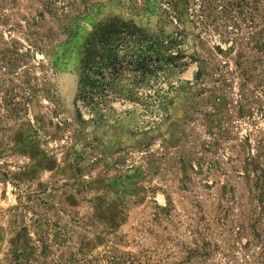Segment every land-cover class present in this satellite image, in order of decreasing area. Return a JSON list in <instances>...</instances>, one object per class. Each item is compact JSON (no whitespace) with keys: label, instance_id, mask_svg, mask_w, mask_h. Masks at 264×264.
I'll use <instances>...</instances> for the list:
<instances>
[{"label":"rangeland","instance_id":"obj_1","mask_svg":"<svg viewBox=\"0 0 264 264\" xmlns=\"http://www.w3.org/2000/svg\"><path fill=\"white\" fill-rule=\"evenodd\" d=\"M169 1L0 0V264H264V0Z\"/></svg>","mask_w":264,"mask_h":264},{"label":"trees","instance_id":"obj_2","mask_svg":"<svg viewBox=\"0 0 264 264\" xmlns=\"http://www.w3.org/2000/svg\"><path fill=\"white\" fill-rule=\"evenodd\" d=\"M179 1L182 2L188 8L187 10L185 11L183 10L181 13L176 14V16L179 15L177 19L178 22H180L179 20L181 16L185 15L186 12L189 10V5H191L192 3H195L198 0H170L168 3L176 5ZM255 1H261V0H255ZM245 2L246 0H241L239 3L240 4L239 6L243 7L244 9L247 8ZM219 6H220L219 8L223 10L224 7H221V5ZM209 9H210L209 2H207V0H200V6L198 10V12L200 13L199 17H201L206 11H208L206 15L209 14L212 11V10L209 11ZM172 12L174 11L172 10ZM121 31L126 32L131 37L132 36L136 37L137 40H140L139 41L140 43H143V41H148L146 36L143 35L137 27H135L132 24L122 23L118 19H109V20H106L100 23L96 27H94L92 33L86 39L85 45L83 46L82 56L80 59V80H79L80 87L81 86L83 87V85L85 84L87 80V74L91 72L92 70L94 72L100 73V71L103 69L107 71L106 72L107 75L109 74L108 71L109 72L112 71L114 75L117 74V71L115 67L112 66V64H114L115 62L116 63L125 62L127 60L126 55L125 54L124 55L115 54V55H112V57H109L111 56L109 55L107 61H105L104 58H100L98 61H96V57H95L96 56V45L102 44L106 40L109 41L111 36L114 35V33L121 32ZM170 44L173 45V42H171ZM161 55L162 54L159 49V51H157V56L160 57ZM260 214H261V217L264 219V208L260 210ZM256 237L259 240L261 239V234L259 233V231H257V229H256Z\"/></svg>","mask_w":264,"mask_h":264},{"label":"bare ground","instance_id":"obj_3","mask_svg":"<svg viewBox=\"0 0 264 264\" xmlns=\"http://www.w3.org/2000/svg\"><path fill=\"white\" fill-rule=\"evenodd\" d=\"M109 73H110V74H109V75H110V77H113V72H112V71H110Z\"/></svg>","mask_w":264,"mask_h":264}]
</instances>
